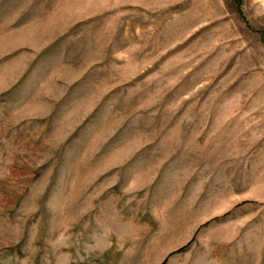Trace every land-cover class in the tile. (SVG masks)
I'll list each match as a JSON object with an SVG mask.
<instances>
[{
	"label": "rangeland",
	"instance_id": "374dc122",
	"mask_svg": "<svg viewBox=\"0 0 264 264\" xmlns=\"http://www.w3.org/2000/svg\"><path fill=\"white\" fill-rule=\"evenodd\" d=\"M0 264H264V0H0Z\"/></svg>",
	"mask_w": 264,
	"mask_h": 264
}]
</instances>
